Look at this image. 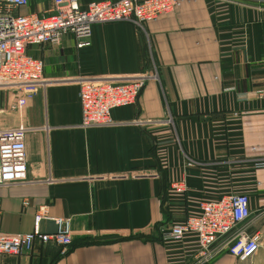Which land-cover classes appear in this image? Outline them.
Here are the masks:
<instances>
[{
    "label": "crops",
    "instance_id": "1",
    "mask_svg": "<svg viewBox=\"0 0 264 264\" xmlns=\"http://www.w3.org/2000/svg\"><path fill=\"white\" fill-rule=\"evenodd\" d=\"M54 8L55 0H30L20 13ZM91 43L79 49L67 35L29 47L45 62L44 80L14 97L12 122H0L29 128L27 177L0 186V232L32 231L46 205L50 216L71 218L72 247L62 255L37 242L0 254V264H264V168L255 166L264 161V97L255 95L264 88V0H182L143 27L95 24ZM148 71L156 78L137 104L112 111V125L82 126V79ZM240 193L251 218L218 241L211 262L194 232L162 240L163 228L200 215L202 202ZM41 227L56 231L51 219ZM241 229L261 235L244 262L224 249Z\"/></svg>",
    "mask_w": 264,
    "mask_h": 264
},
{
    "label": "built area",
    "instance_id": "2",
    "mask_svg": "<svg viewBox=\"0 0 264 264\" xmlns=\"http://www.w3.org/2000/svg\"><path fill=\"white\" fill-rule=\"evenodd\" d=\"M30 0H0V84L36 89L44 80L45 62L31 55V46L58 45L67 35H73L77 47L92 45L91 34L95 24L129 21L143 27L146 23L171 14L182 0H119L95 1L82 8L77 0H55V8L48 16L21 14ZM155 74L143 72L137 76L113 81L106 78H85L80 82L82 126L93 128L113 124L112 111L137 104L149 80ZM264 97V88L255 92ZM27 127L0 128V186L22 182L27 177ZM264 168V161L255 164ZM184 190L185 184L174 183ZM252 215L247 194H232L218 201L201 203V214L191 216L182 224L161 230L162 240H182L189 232L199 239V256L206 263L218 254L214 249L219 240L247 222ZM44 219L56 223V231L42 230ZM261 235L241 229L227 244V252L241 261L252 258L260 249ZM52 244L66 255L73 244L71 218L52 217L47 206H40L35 214L33 230L26 233L0 232V254L31 252L36 243ZM223 249V247H222Z\"/></svg>",
    "mask_w": 264,
    "mask_h": 264
},
{
    "label": "rangeland",
    "instance_id": "3",
    "mask_svg": "<svg viewBox=\"0 0 264 264\" xmlns=\"http://www.w3.org/2000/svg\"><path fill=\"white\" fill-rule=\"evenodd\" d=\"M24 91L26 92V88L24 87L0 84V109H7V111L0 113V122H2V124L5 126L12 122L11 118L15 114V109L7 105H12L10 103H13L14 97L20 99V96L22 93H24ZM18 99H16L14 102H16ZM3 102L6 106L3 105Z\"/></svg>",
    "mask_w": 264,
    "mask_h": 264
}]
</instances>
